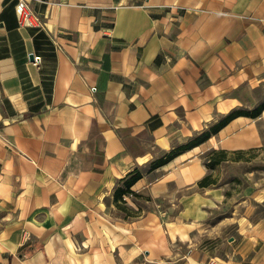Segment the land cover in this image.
Returning a JSON list of instances; mask_svg holds the SVG:
<instances>
[{
    "label": "crops",
    "instance_id": "obj_1",
    "mask_svg": "<svg viewBox=\"0 0 264 264\" xmlns=\"http://www.w3.org/2000/svg\"><path fill=\"white\" fill-rule=\"evenodd\" d=\"M28 1L42 28L0 0V264H156L231 197L197 184L202 154L261 145L257 117L143 171L131 188L176 204L166 217L124 218L116 181L264 80V0ZM236 207L214 264H264V215Z\"/></svg>",
    "mask_w": 264,
    "mask_h": 264
},
{
    "label": "rangeland",
    "instance_id": "obj_2",
    "mask_svg": "<svg viewBox=\"0 0 264 264\" xmlns=\"http://www.w3.org/2000/svg\"><path fill=\"white\" fill-rule=\"evenodd\" d=\"M248 87L243 88L248 94L245 95L244 92H241L243 95L238 98L240 103L233 108H251L264 100V80L259 82L254 81ZM221 116L222 114H219L214 116V119L205 121L200 129L193 132L181 142L175 141L172 147L183 144L190 136L207 130ZM256 120L257 126L264 132V110L257 116ZM168 150L160 152L158 156ZM236 151L238 150H227L228 159L221 161L213 168H208L210 179L218 186L224 188L226 192L227 190L230 191L229 194H231V197L224 199L221 204H218L219 207L215 206L213 211L207 215L208 217H206L204 222L199 223L195 221V228L189 231L183 241L180 239L173 241L170 247L171 253L163 256L156 264H196V261L200 262L202 260L205 261V264H214L212 258L215 255L223 256L225 253L232 251V246L226 240V233L233 234L232 231H234V228L227 223L220 230L218 222L220 218L222 220L228 218L230 210L233 207L237 206V209L235 208V214L237 216H243L242 211L246 205V211L251 216L252 221L257 223L260 221L264 215V142L258 146L242 149L241 153H239L240 159H232L237 155L235 153ZM206 152L202 154V159ZM140 166L141 170L150 172L149 178L152 179L158 175V172L149 170L150 166L148 163ZM144 196L146 197L143 194L139 197L127 194L123 196V199L127 206L133 209L140 208V214L138 216L148 210L155 209L162 217H166L167 214L173 213L178 209L176 204L169 205L166 200L145 199ZM167 206L170 208L167 209ZM240 222L241 226H243L245 220L241 219ZM129 264L152 263L146 262L141 254L139 258Z\"/></svg>",
    "mask_w": 264,
    "mask_h": 264
},
{
    "label": "trees",
    "instance_id": "obj_3",
    "mask_svg": "<svg viewBox=\"0 0 264 264\" xmlns=\"http://www.w3.org/2000/svg\"><path fill=\"white\" fill-rule=\"evenodd\" d=\"M264 110V100L257 103L255 106L251 108H232L227 113L223 114L219 120L213 123L207 130H204L200 133H196L190 136L183 144L178 146H173L168 151L163 152L162 155L153 158L152 160L144 163L146 165L149 164V170H154L161 165L167 163L170 159H172L178 153L190 149L208 139L212 134L216 133L219 129H221L226 123H228L231 119L237 116H247L250 118H255L261 114ZM237 155L232 159H240L239 153L241 150L235 152ZM228 159L227 151L224 149H210L203 156L204 165L207 168H213L215 165L219 164L221 161ZM143 165V164H142ZM140 165H135L130 171H128L124 176L119 178L116 181V185L114 187L112 193V202L114 206L122 213L124 218L126 217H136L140 214V208L133 209L126 205L125 200L123 199L124 195L131 194L135 197L142 196L132 190L131 186L142 177L143 170H141ZM211 183H214L213 180L210 179V174H205L197 184L199 186H207ZM145 199H150L149 196H144Z\"/></svg>",
    "mask_w": 264,
    "mask_h": 264
},
{
    "label": "built area",
    "instance_id": "obj_4",
    "mask_svg": "<svg viewBox=\"0 0 264 264\" xmlns=\"http://www.w3.org/2000/svg\"><path fill=\"white\" fill-rule=\"evenodd\" d=\"M14 10L19 26L36 28L43 27L42 20L37 14L31 11L28 0H16Z\"/></svg>",
    "mask_w": 264,
    "mask_h": 264
},
{
    "label": "water",
    "instance_id": "obj_5",
    "mask_svg": "<svg viewBox=\"0 0 264 264\" xmlns=\"http://www.w3.org/2000/svg\"><path fill=\"white\" fill-rule=\"evenodd\" d=\"M29 59L30 60H33V58L35 59V60H38V61H40V57H34V55L31 53V54H29Z\"/></svg>",
    "mask_w": 264,
    "mask_h": 264
}]
</instances>
